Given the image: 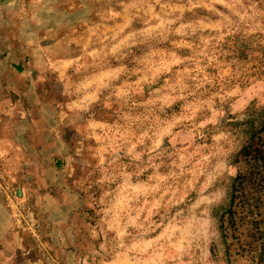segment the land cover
<instances>
[{
    "label": "rangeland",
    "instance_id": "rangeland-1",
    "mask_svg": "<svg viewBox=\"0 0 264 264\" xmlns=\"http://www.w3.org/2000/svg\"><path fill=\"white\" fill-rule=\"evenodd\" d=\"M0 264H264V0H0Z\"/></svg>",
    "mask_w": 264,
    "mask_h": 264
}]
</instances>
